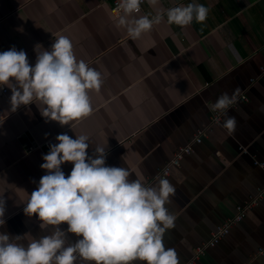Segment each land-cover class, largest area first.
<instances>
[{
    "label": "crops",
    "instance_id": "1",
    "mask_svg": "<svg viewBox=\"0 0 264 264\" xmlns=\"http://www.w3.org/2000/svg\"><path fill=\"white\" fill-rule=\"evenodd\" d=\"M192 2L209 8L205 22L181 28L168 25L165 16L133 40L116 26L110 0H0V52L24 50L34 66L35 46L50 50L62 34L72 41L77 59L104 80L99 93H90L92 114L72 130L46 123L38 102L11 112V90L0 86L5 200L0 233L37 240L52 233V226L42 230L35 214L29 217L24 208L47 174L40 168L42 157L58 143L57 135H87L86 151L93 158L96 146L107 145L106 166L127 168L130 180L152 184L174 152L206 129L201 143L167 176L176 189L167 205L176 220L165 233V248H174L180 264H186L195 248L260 190L258 204L195 264H264V0H160L157 8L145 0L137 15ZM237 87L239 102L228 110L237 126L228 136L212 123L211 105ZM72 167L71 162L61 165L66 177ZM60 227L66 231L67 224ZM67 237L70 243L82 238ZM20 243L26 246L27 240Z\"/></svg>",
    "mask_w": 264,
    "mask_h": 264
},
{
    "label": "clouds",
    "instance_id": "2",
    "mask_svg": "<svg viewBox=\"0 0 264 264\" xmlns=\"http://www.w3.org/2000/svg\"><path fill=\"white\" fill-rule=\"evenodd\" d=\"M160 0H147L157 8ZM145 0H116L113 15L118 28L130 39H139L167 18L168 25L181 28L193 21L207 20L209 8L196 2L137 15ZM42 49V51H37ZM35 65L27 53L15 47L0 52V86L11 90L10 111L38 102L45 122L55 121L72 130L93 112L91 92L99 93L102 74L88 62L78 60L73 43L57 35L50 50L35 46ZM241 89L221 94L211 105L212 112L223 117L217 123L228 136L236 131L237 120L228 115L239 102ZM67 133L55 137L49 153L42 157L41 169L47 171L26 202L24 212L37 217L43 230L53 227L50 235L34 239L30 235L10 236L0 233V264H180L174 248H165V233L175 226L176 216L167 205L175 195V186L164 176L146 184L130 180L127 168L106 166L107 145L96 146L94 157L88 155L89 137ZM73 164L66 177L61 169ZM5 200L0 192V226L5 224ZM67 224L62 230L60 225ZM67 233L75 234V243ZM27 240V245L20 243Z\"/></svg>",
    "mask_w": 264,
    "mask_h": 264
},
{
    "label": "built area",
    "instance_id": "3",
    "mask_svg": "<svg viewBox=\"0 0 264 264\" xmlns=\"http://www.w3.org/2000/svg\"><path fill=\"white\" fill-rule=\"evenodd\" d=\"M144 4L145 3L141 5V12L143 11ZM109 5H110V12L111 14H113V9L115 8V5H116V0H110ZM260 71H261V74H264V67L260 68ZM2 92L5 94L6 90L2 89ZM235 105L236 104L232 105L231 107ZM221 120H222V117L220 116L218 112L212 113V123L216 124L217 121H219L220 123ZM206 131H207L206 129L197 130L192 140L190 141V143L183 147H179L174 152L173 157L162 168H160V170L157 172L156 177L158 178V177L164 176L166 173L169 175L172 167H178L182 159L185 156H188L193 152V145L201 143L202 139L206 135ZM37 147H33L31 150ZM259 165L262 166L261 163H259ZM261 193L262 191L259 190L257 195L254 198L244 202L241 205H238L236 207V213L234 214V216L226 219L221 225L217 226L211 232L210 238L208 239V241L205 244L195 248L192 257L188 260L186 264H195L196 261L201 256L204 255L206 250L215 247L223 238H225L229 234L230 230L244 218L246 213L258 204L260 197H261Z\"/></svg>",
    "mask_w": 264,
    "mask_h": 264
}]
</instances>
